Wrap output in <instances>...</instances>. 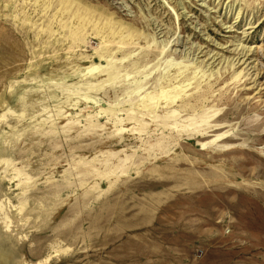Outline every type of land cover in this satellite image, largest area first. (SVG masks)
Listing matches in <instances>:
<instances>
[{
  "label": "rangeland",
  "instance_id": "obj_1",
  "mask_svg": "<svg viewBox=\"0 0 264 264\" xmlns=\"http://www.w3.org/2000/svg\"><path fill=\"white\" fill-rule=\"evenodd\" d=\"M0 264H264V0H0Z\"/></svg>",
  "mask_w": 264,
  "mask_h": 264
},
{
  "label": "bare ground",
  "instance_id": "obj_2",
  "mask_svg": "<svg viewBox=\"0 0 264 264\" xmlns=\"http://www.w3.org/2000/svg\"><path fill=\"white\" fill-rule=\"evenodd\" d=\"M244 53V52H243Z\"/></svg>",
  "mask_w": 264,
  "mask_h": 264
}]
</instances>
